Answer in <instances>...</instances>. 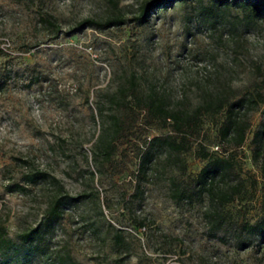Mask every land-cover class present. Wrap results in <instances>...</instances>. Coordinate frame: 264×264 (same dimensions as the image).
Returning a JSON list of instances; mask_svg holds the SVG:
<instances>
[{
    "label": "rangeland",
    "instance_id": "rangeland-1",
    "mask_svg": "<svg viewBox=\"0 0 264 264\" xmlns=\"http://www.w3.org/2000/svg\"><path fill=\"white\" fill-rule=\"evenodd\" d=\"M145 1L0 0V218L17 240L45 222L55 193L81 196L43 229L47 254L29 264H54L58 253L80 264H264V237L245 225L264 214L252 142L264 123V12L233 0H184L143 23L77 29L85 18H130ZM215 92L258 101L240 147L207 118L181 152L149 142L171 131L156 122L135 126L129 142L107 153L111 114L126 112L124 104L152 94L192 111ZM203 148L234 153L219 191L243 185L223 206L197 184ZM30 170L48 177L23 182ZM14 182L24 189L11 191Z\"/></svg>",
    "mask_w": 264,
    "mask_h": 264
},
{
    "label": "trees",
    "instance_id": "trees-1",
    "mask_svg": "<svg viewBox=\"0 0 264 264\" xmlns=\"http://www.w3.org/2000/svg\"><path fill=\"white\" fill-rule=\"evenodd\" d=\"M178 1L184 0H148L141 5L138 14L130 18L117 14L100 20L85 18L79 22L77 29L87 26L105 29L121 25L126 21L143 23L148 21L151 12L155 9L168 7ZM219 1L228 2L230 0ZM233 1L235 3L251 4L256 12H264V2L261 0ZM42 21L51 25L56 33L60 31L59 23L51 17H43ZM260 99L263 101L264 97L261 96ZM134 102V104H124L121 107L126 112L111 114L112 130L105 146L107 153H112L119 143L129 142L135 134V126L142 125L147 127L156 122L164 126H170L171 131L157 135L151 138L149 142L157 141L166 145L172 151L181 152L190 145L192 139L200 135L203 122L207 118L216 123L220 137L224 140L228 139L236 149L245 141L250 127V122L247 118L248 112L253 105L258 104V101L251 95L231 98L218 92L206 96L192 111L168 108L161 98L152 94L147 98L137 97ZM252 142L254 144L253 156L254 159L261 160L260 167L264 179V123L253 131ZM217 153L205 148L199 151L205 163L198 172L196 181L201 192H206L211 200H215L216 197L223 206L235 197V192L233 191L241 190L243 182L241 180L234 184L232 186L233 191H219V182L234 171L235 158L233 152H228L226 156H221ZM47 177L48 173L46 171L30 170L24 174L22 180L26 183H32ZM9 189L11 191L23 190L24 185L14 182ZM79 199H81V196H73L61 191L55 193L47 206L45 222L20 231L17 235V240L10 236L5 223L0 218V264H29L34 253L39 251L47 254V249L39 242L43 229L50 227L53 221L60 216L63 205ZM218 214L216 228L222 227L225 219L223 213L219 212ZM245 225L250 231L259 232L264 237V214L256 222L245 223ZM52 259L54 264H80L69 253H58L52 256Z\"/></svg>",
    "mask_w": 264,
    "mask_h": 264
},
{
    "label": "built area",
    "instance_id": "built-area-1",
    "mask_svg": "<svg viewBox=\"0 0 264 264\" xmlns=\"http://www.w3.org/2000/svg\"><path fill=\"white\" fill-rule=\"evenodd\" d=\"M214 149L218 150L219 149V145L214 146Z\"/></svg>",
    "mask_w": 264,
    "mask_h": 264
}]
</instances>
